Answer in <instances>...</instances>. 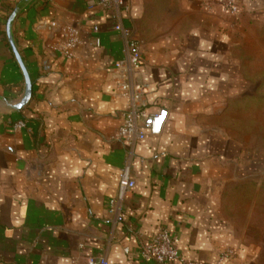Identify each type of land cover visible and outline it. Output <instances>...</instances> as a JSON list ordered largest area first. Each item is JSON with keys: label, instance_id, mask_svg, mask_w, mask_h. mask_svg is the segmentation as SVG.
Segmentation results:
<instances>
[{"label": "crops", "instance_id": "0c3cea01", "mask_svg": "<svg viewBox=\"0 0 264 264\" xmlns=\"http://www.w3.org/2000/svg\"><path fill=\"white\" fill-rule=\"evenodd\" d=\"M125 1L122 24L142 43L134 83L148 115L168 111L160 136L133 143L118 139L129 99L113 72L125 43L109 12L96 0H0V264H151L140 243L161 228L195 264H253L223 209L239 155L223 120L247 80L235 36L264 31V0H237L236 19L218 0ZM13 14L32 83L21 109ZM66 26L83 42L73 59L52 51ZM126 165L136 185L118 203Z\"/></svg>", "mask_w": 264, "mask_h": 264}, {"label": "rangeland", "instance_id": "374dc122", "mask_svg": "<svg viewBox=\"0 0 264 264\" xmlns=\"http://www.w3.org/2000/svg\"><path fill=\"white\" fill-rule=\"evenodd\" d=\"M234 40L238 70L247 80L226 105L230 114L223 120L239 154L232 163L234 180L225 187L223 209L239 238L255 249L253 264H264V31L250 26Z\"/></svg>", "mask_w": 264, "mask_h": 264}, {"label": "built area", "instance_id": "2783aa9c", "mask_svg": "<svg viewBox=\"0 0 264 264\" xmlns=\"http://www.w3.org/2000/svg\"><path fill=\"white\" fill-rule=\"evenodd\" d=\"M51 2V0H45ZM97 3L109 12V15L117 21L115 31L124 40V58L118 61L113 72L117 80L118 88L126 92L128 107L123 115L122 125L118 130V139L133 143L143 141L148 135L160 136L167 120L168 111L161 110L158 114L148 115L145 111V91L136 87L134 74L142 61V43L135 38L133 31L122 24V12L129 13L130 6L125 0H96ZM220 7L228 16L237 17L240 8L237 0H218ZM54 26V24H52ZM95 34L98 27L93 28ZM96 47L100 46V39L94 40ZM83 46L80 39V31L73 26H66L62 29V38L52 47V51L66 59H73L76 52ZM25 126L23 122L16 125L17 129ZM135 181L131 177L129 165H126L120 174L118 203H122L128 192L135 188ZM117 215V220H123V214ZM125 254H130L126 248ZM139 254L143 261L151 264H195L183 257L177 247V237L168 229L161 228L148 240L142 239L139 247ZM87 264H108L106 259L89 257Z\"/></svg>", "mask_w": 264, "mask_h": 264}, {"label": "water", "instance_id": "95a60500", "mask_svg": "<svg viewBox=\"0 0 264 264\" xmlns=\"http://www.w3.org/2000/svg\"><path fill=\"white\" fill-rule=\"evenodd\" d=\"M15 16L16 15L13 14L8 20V23H7V34H8V37H9V41H10V43L12 45L13 51L15 53V56L17 58V61H18L19 65H20V67H21V69L23 71L24 77H25V83H26L25 95H24L22 101L16 107L17 109H21L24 106H26L29 103V101L31 100V97H32V83H31L29 74L27 72V69H26V67H25L20 55L18 54V52H17V50H16V48H15V46L13 44V41H12L11 25H12V22H13Z\"/></svg>", "mask_w": 264, "mask_h": 264}]
</instances>
